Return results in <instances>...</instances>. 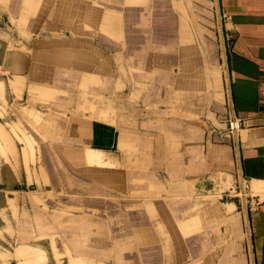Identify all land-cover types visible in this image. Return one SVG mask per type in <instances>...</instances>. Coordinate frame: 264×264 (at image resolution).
I'll use <instances>...</instances> for the list:
<instances>
[{
    "label": "crops",
    "instance_id": "1",
    "mask_svg": "<svg viewBox=\"0 0 264 264\" xmlns=\"http://www.w3.org/2000/svg\"><path fill=\"white\" fill-rule=\"evenodd\" d=\"M27 1L0 6L31 39L16 74L64 155L59 205L29 210L62 262L264 264V0H219L230 111L217 0Z\"/></svg>",
    "mask_w": 264,
    "mask_h": 264
},
{
    "label": "rangeland",
    "instance_id": "2",
    "mask_svg": "<svg viewBox=\"0 0 264 264\" xmlns=\"http://www.w3.org/2000/svg\"><path fill=\"white\" fill-rule=\"evenodd\" d=\"M21 5V16H28V1L23 0ZM37 6H32V12L40 7ZM17 21V13L16 16L10 14L7 6H0V264H65V260L64 263L61 260L59 244L55 241L50 244L49 238V241L45 239L46 229L43 227H32L34 214L29 212L35 210L36 217L42 221L44 210L49 212L59 205L61 181L58 175L65 166L60 165L63 153L50 143L51 133L49 130L47 134L43 132V112L31 109L30 103L25 100V76L16 74L20 66L19 57L27 58L29 55L31 40L25 33L17 31ZM50 23L53 24L52 21ZM56 23L60 26L59 21ZM216 31L225 76L226 107L230 111L223 36L217 13ZM58 97L59 94H55L54 98ZM231 116L228 112L225 135L235 132ZM52 119L55 120V117ZM6 135L8 140L4 138ZM233 135L229 136L233 138ZM89 176L92 177L87 174L85 178ZM48 189H56L57 194L51 195Z\"/></svg>",
    "mask_w": 264,
    "mask_h": 264
},
{
    "label": "water",
    "instance_id": "3",
    "mask_svg": "<svg viewBox=\"0 0 264 264\" xmlns=\"http://www.w3.org/2000/svg\"><path fill=\"white\" fill-rule=\"evenodd\" d=\"M217 4H218V10H219L220 24H221V33L223 36L224 59H225L226 67H227V70H226L227 80H228V84H229V92H230V95L232 96L230 76H229V70H228L227 48H226L225 34H224V28H223V23H222V14H221V10H220L219 0H217ZM238 155L240 156L239 146H238ZM239 161H240V158H239ZM240 167H241V164H240ZM241 180H242V184H243V190L245 191L244 177H243L242 169H241ZM248 223H249V218H248Z\"/></svg>",
    "mask_w": 264,
    "mask_h": 264
},
{
    "label": "bare ground",
    "instance_id": "4",
    "mask_svg": "<svg viewBox=\"0 0 264 264\" xmlns=\"http://www.w3.org/2000/svg\"><path fill=\"white\" fill-rule=\"evenodd\" d=\"M2 2V1H1ZM3 131V130H2ZM4 133H6L7 134V132H3V134ZM9 135V134H8ZM8 135H6V137L8 136ZM4 136V135H3ZM6 137H4L5 138V140L7 139L8 140V137L6 138ZM10 139V138H9ZM10 141H11V139H10ZM9 141V142H10ZM7 142V141H6ZM92 142V141H91ZM102 149V148H101ZM95 151V150H94ZM94 151H89L88 153H87V157H88V161L90 162V163H95V162H98L99 160H98V157H99V155L96 153V152H94ZM105 153V152H104ZM84 155V154H83ZM80 161V160H79ZM83 164H84V162H82ZM68 175V174H67ZM76 180V179H75ZM84 184V183H83ZM59 192V191H58ZM137 209V208H136ZM137 211H138V209H137ZM111 215V214H110ZM118 215V214H117ZM117 216H115L114 217V219L116 218ZM110 218V217H109ZM135 218V217H134ZM133 220V219H132ZM135 220H136V218H135ZM112 222V221H111ZM114 222V221H113ZM96 223V222H95ZM126 223V222H125ZM103 224V223H102ZM114 224V223H113ZM161 225V224H160ZM117 227V226H116ZM124 231V230H123ZM120 234V233H119ZM126 242H128V241H126ZM132 242V241H131ZM129 243V242H128ZM123 244H125V243H123ZM126 245V244H125ZM131 246H132V244H130ZM124 246V245H123ZM128 247V246H127ZM131 248H133V247H131ZM127 250V249H126ZM123 252H125V251H123ZM127 253V252H126ZM132 253H133V251H132ZM119 254V253H118ZM123 256V255H122ZM128 256V255H127ZM129 256H130V254H129ZM123 259V258H122ZM132 260V259H131ZM137 260V259H136ZM149 260V259H148ZM154 260V259H153ZM158 260V259H157ZM31 261V260H30ZM122 261H124V260H122ZM150 261V260H149ZM150 263H152V262H150ZM153 264V263H152Z\"/></svg>",
    "mask_w": 264,
    "mask_h": 264
},
{
    "label": "built area",
    "instance_id": "5",
    "mask_svg": "<svg viewBox=\"0 0 264 264\" xmlns=\"http://www.w3.org/2000/svg\"><path fill=\"white\" fill-rule=\"evenodd\" d=\"M235 125V126H234ZM238 127H239V124H238V122H236V119H235V117L233 118V123H232V130L233 131H236L237 129H238ZM232 133H234V132H231L230 134L232 135Z\"/></svg>",
    "mask_w": 264,
    "mask_h": 264
}]
</instances>
